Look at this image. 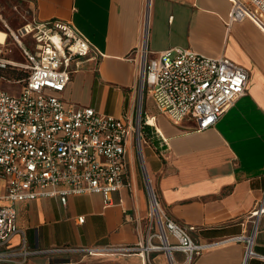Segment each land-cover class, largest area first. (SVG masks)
Segmentation results:
<instances>
[{"label": "crops", "instance_id": "1", "mask_svg": "<svg viewBox=\"0 0 264 264\" xmlns=\"http://www.w3.org/2000/svg\"><path fill=\"white\" fill-rule=\"evenodd\" d=\"M13 1L37 20L69 22L88 40L96 54L80 59L61 100L123 118L131 126L138 116L145 171L161 208L181 225L193 226L194 241H225L190 263L174 251L173 264H264L257 257L244 260V242L227 241L249 231L247 214L264 191L263 29L250 19L230 21V0ZM168 48L224 56L248 71L245 93L212 127L196 131L191 119L173 123L141 91L142 51L153 57ZM143 175L130 145L125 185L111 194L109 204L98 193L68 196L64 206L56 197L16 202L22 235H13L10 244L23 239L30 249H77L31 255L25 264H169L164 252L106 250L144 243L148 192ZM253 251L264 257V215Z\"/></svg>", "mask_w": 264, "mask_h": 264}, {"label": "built area", "instance_id": "2", "mask_svg": "<svg viewBox=\"0 0 264 264\" xmlns=\"http://www.w3.org/2000/svg\"><path fill=\"white\" fill-rule=\"evenodd\" d=\"M230 21L250 19L264 31V0H230ZM0 31V264H25L40 253L75 248L30 249L24 240L10 244L21 229L16 225V202L56 197L65 205L68 196L98 193L104 204L125 185L128 147L140 151V122L135 127L92 107L65 104L60 97L80 59L96 51L69 22L37 20L18 8L23 23L12 28L1 13ZM22 37L24 40H22ZM22 61L11 57L13 49ZM10 56V57H9ZM26 70L15 77L8 69ZM248 71L230 59L211 57L185 48H168L150 57L141 53L139 83L156 109L173 123L191 119L196 131L212 127L245 93ZM147 186V184H146ZM148 212L144 243L111 246L113 252H164L169 264L180 251L190 263L204 250L221 241L200 243L192 239L193 226L171 219L154 192L147 188ZM264 215V191L247 214L250 229L229 240L245 244L244 260L264 257L253 251L260 218ZM82 222L83 217H78ZM86 251L91 252L90 249Z\"/></svg>", "mask_w": 264, "mask_h": 264}, {"label": "rangeland", "instance_id": "3", "mask_svg": "<svg viewBox=\"0 0 264 264\" xmlns=\"http://www.w3.org/2000/svg\"><path fill=\"white\" fill-rule=\"evenodd\" d=\"M1 1H2V4H3V17L5 18L6 22L11 27H15L18 24H20L21 22H23V19L21 18V16L12 9V6L14 4V1L13 0H1ZM20 12H23V11L21 10ZM22 40H24L23 37H22ZM11 48L13 49V51L11 53V57H15L16 56V58H15L16 60L22 61L21 56H19V54L17 53V47L15 46L14 43L11 44ZM14 71H15V73H18V72H21L22 71V74L26 72V70H23V69H20V68H17V69H14V70L8 69L6 71L7 76L15 77L16 74H12ZM138 120H139V117L136 116V120H135V123H134V127H135L136 122ZM141 130H142V128H140V133H141ZM129 147H128V149H129ZM143 150H144V144H143V136H142V133H141V136H140V151L137 152V150L134 149V155H135V158H136V163L140 167V170L141 171H142L141 163L143 164L144 169H145V158H144L143 152H142ZM145 173H146V171H145ZM142 174H143V171H142ZM145 175L146 176L143 175L144 176L143 178H144L145 182H146V180H149L150 181V186H151V188H152V190L154 192V195L156 197L157 202L159 203V200H158L156 191L154 189L153 183L151 182V179L149 178V176H147V173ZM145 177H146V179H145ZM2 193H3V189L0 188V194H2Z\"/></svg>", "mask_w": 264, "mask_h": 264}, {"label": "water", "instance_id": "4", "mask_svg": "<svg viewBox=\"0 0 264 264\" xmlns=\"http://www.w3.org/2000/svg\"><path fill=\"white\" fill-rule=\"evenodd\" d=\"M141 168H142V171H143V173H144V176H146L145 174V169H144V166H143V164L141 163ZM145 179H146V177H145ZM146 183H147V188H149V190H151L152 192H153V190H152V188H151V186H150V181L149 180H146Z\"/></svg>", "mask_w": 264, "mask_h": 264}, {"label": "bare ground", "instance_id": "5", "mask_svg": "<svg viewBox=\"0 0 264 264\" xmlns=\"http://www.w3.org/2000/svg\"><path fill=\"white\" fill-rule=\"evenodd\" d=\"M5 37L4 32L0 31V41H2ZM150 122H153V120H150Z\"/></svg>", "mask_w": 264, "mask_h": 264}, {"label": "trees", "instance_id": "6", "mask_svg": "<svg viewBox=\"0 0 264 264\" xmlns=\"http://www.w3.org/2000/svg\"><path fill=\"white\" fill-rule=\"evenodd\" d=\"M4 73H6V71H4ZM12 74H16L17 75V73H15V71Z\"/></svg>", "mask_w": 264, "mask_h": 264}]
</instances>
